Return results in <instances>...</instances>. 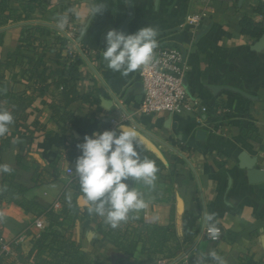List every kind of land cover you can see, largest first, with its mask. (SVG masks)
<instances>
[{
	"label": "crops",
	"instance_id": "0c3cea01",
	"mask_svg": "<svg viewBox=\"0 0 264 264\" xmlns=\"http://www.w3.org/2000/svg\"><path fill=\"white\" fill-rule=\"evenodd\" d=\"M262 3L8 0L0 6V110L13 116L0 136V229L10 256L12 244L23 254L30 249L36 211L60 209L58 198L72 178L66 170L76 176L77 144L115 117L136 131V151L159 169L153 186L129 181L147 205L130 215L158 226L172 223L175 239L151 259L139 251L123 254L97 232L79 195L71 228L76 244L108 264H264V179L254 173L264 175V46L255 49L259 37L240 26L242 18L264 24ZM93 8L102 11L93 15ZM202 11L195 28L185 24L186 16ZM124 26L126 35L152 27L157 43L180 50L184 84L206 113H138L137 70L123 75L102 62L107 31ZM70 52L79 60L72 73ZM242 153L255 160L253 169L243 167ZM5 165L11 171H3ZM15 201L29 203L31 213ZM209 226L221 230L220 240L206 238Z\"/></svg>",
	"mask_w": 264,
	"mask_h": 264
},
{
	"label": "clouds",
	"instance_id": "9594fccd",
	"mask_svg": "<svg viewBox=\"0 0 264 264\" xmlns=\"http://www.w3.org/2000/svg\"><path fill=\"white\" fill-rule=\"evenodd\" d=\"M101 11L93 8L92 14ZM65 22L61 23V27ZM156 35L152 27H142L127 35L116 29L107 31L103 57L108 67L127 75L147 65L153 60L157 47ZM12 122V114L0 110V136L8 132ZM119 128V132L109 129L85 135L83 141L77 144L80 155L74 165L80 192L89 204L88 212L99 216L112 228L126 222L130 213L147 206L143 194L129 181H140L150 187L154 185L159 171L154 160L142 159L136 151V131L121 125ZM2 170L11 171L6 165ZM205 220L210 222L212 216L207 215ZM208 232L215 238L219 230L209 226ZM210 256L220 260L215 252Z\"/></svg>",
	"mask_w": 264,
	"mask_h": 264
},
{
	"label": "trees",
	"instance_id": "16d2710c",
	"mask_svg": "<svg viewBox=\"0 0 264 264\" xmlns=\"http://www.w3.org/2000/svg\"><path fill=\"white\" fill-rule=\"evenodd\" d=\"M7 3L8 0H1L0 6H7ZM260 7L261 14L264 16V2ZM0 24H4V21H0ZM240 26L242 33L252 38L260 37L264 30V24L250 18H242ZM64 43L65 41L63 40L60 44L63 46ZM9 56H14V54ZM77 59L78 57H75L73 66L68 71L69 73H72L74 64L79 62ZM74 97L78 96L73 95L72 99ZM86 97L82 96L81 98ZM70 121L77 125L71 117ZM104 127H106L105 130L109 129L108 124H105ZM79 195L82 194L79 188L78 176L76 175L69 180L66 188L60 194L58 198L60 209L58 211L53 208L40 209L33 214L34 217L43 216L46 225L42 230L32 235L31 247L28 252L23 254L20 246L12 244L10 247L15 255H5L1 252L0 244V264L27 262L31 264H108L100 253L95 250L85 251L72 239L71 228L79 210L76 202V198ZM15 202L26 213H31L29 203L27 206L25 202ZM90 215L92 221L96 224L97 232L107 240L108 244L113 249L129 256L139 251L145 254L146 259H151L152 255L163 252V249L167 247V243L175 239L172 223L167 226H158L145 222L141 217L136 218L129 215V219L126 222H122L117 228H112L99 216ZM171 215L170 218H172Z\"/></svg>",
	"mask_w": 264,
	"mask_h": 264
},
{
	"label": "built area",
	"instance_id": "2783aa9c",
	"mask_svg": "<svg viewBox=\"0 0 264 264\" xmlns=\"http://www.w3.org/2000/svg\"><path fill=\"white\" fill-rule=\"evenodd\" d=\"M264 2V0H262ZM206 13L196 12L185 17V24L195 28ZM72 48V46H71ZM74 51V50H73ZM76 52H70L71 58L76 57ZM138 78L142 88V100L137 108L140 115L150 116L161 112L180 115L184 112L202 114L207 112V107L200 99L189 94L184 84L185 66L180 50L170 44L157 43L154 49L153 60L147 65L137 69ZM119 125L115 117L109 118V129H115ZM107 129V130H109ZM66 173L74 177L72 170L67 169ZM46 225L42 217H35L32 222L33 228L38 232ZM215 238L205 230L206 238L216 242L221 238V230ZM22 238L17 241L20 242ZM1 252L11 255L8 245L0 238ZM157 264H165L164 260H158Z\"/></svg>",
	"mask_w": 264,
	"mask_h": 264
},
{
	"label": "water",
	"instance_id": "95a60500",
	"mask_svg": "<svg viewBox=\"0 0 264 264\" xmlns=\"http://www.w3.org/2000/svg\"><path fill=\"white\" fill-rule=\"evenodd\" d=\"M122 32L126 35V28L125 26L122 27ZM264 46V31L263 33L261 34V36L259 37V39L256 41L255 45H254V48L255 49H258V48H261ZM102 62H103V65L106 66L107 68L108 65H107V62L105 61L104 57H102ZM240 161L244 162L245 165L243 166L244 168H247V169H253L254 167V159L253 158H249L247 159L246 155L244 153H242L239 157ZM255 175L257 176V179L258 180H261V179H264V175L259 173L257 170L254 171Z\"/></svg>",
	"mask_w": 264,
	"mask_h": 264
},
{
	"label": "rangeland",
	"instance_id": "374dc122",
	"mask_svg": "<svg viewBox=\"0 0 264 264\" xmlns=\"http://www.w3.org/2000/svg\"><path fill=\"white\" fill-rule=\"evenodd\" d=\"M135 225V224H134ZM32 241V240H31ZM21 264H31L30 262H27V263H21Z\"/></svg>",
	"mask_w": 264,
	"mask_h": 264
}]
</instances>
